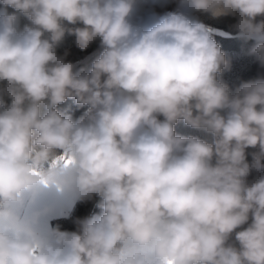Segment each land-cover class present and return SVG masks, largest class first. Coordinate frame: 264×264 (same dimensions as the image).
I'll return each mask as SVG.
<instances>
[{
	"label": "clouds",
	"instance_id": "9594fccd",
	"mask_svg": "<svg viewBox=\"0 0 264 264\" xmlns=\"http://www.w3.org/2000/svg\"><path fill=\"white\" fill-rule=\"evenodd\" d=\"M0 2V264H264V177L246 182L264 171V78L231 92L225 53L188 15L238 14L264 66V0H181L136 22V0ZM66 32L81 51L100 40L90 68L57 55ZM69 99L87 106L75 120L57 107ZM53 188L100 212L48 227Z\"/></svg>",
	"mask_w": 264,
	"mask_h": 264
},
{
	"label": "trees",
	"instance_id": "16d2710c",
	"mask_svg": "<svg viewBox=\"0 0 264 264\" xmlns=\"http://www.w3.org/2000/svg\"><path fill=\"white\" fill-rule=\"evenodd\" d=\"M4 7L2 2H0V9ZM177 10H185L181 6V0H136L131 19L133 22H136L141 17L147 18L152 14L159 16L166 12ZM7 12L9 14L15 13L18 16L19 29L22 30L26 25L31 26V22L13 8L8 7ZM188 15L190 19L203 23L212 30V38L221 46V50L225 53L230 67L224 70L218 78L228 85L231 92L235 93V90L239 88L242 83L264 78V66L259 63L255 55L249 54V50L256 44V41L254 39H243L237 36V30L234 25L237 23L238 14L237 16L227 14L213 16L211 13L207 12H190ZM262 20H264V16H257L254 22L258 23ZM63 24L66 28L83 27L82 23L72 25L64 21ZM49 36V33L44 34V38H49ZM100 51H102V48L99 39L92 42L86 50L81 51L75 46V37L67 34V32L64 39L56 47L57 55L64 56L66 62H72L75 65L74 70H78L81 67H85L86 69L90 68L92 60L95 59ZM2 86L3 85L0 84V87ZM4 99L6 103L11 102L6 96ZM57 107L66 114H70L74 120L79 118L87 109V106L78 108L72 99L65 101ZM221 114L224 115L225 112L222 111ZM158 119L163 120L164 118L163 116H159ZM175 131L178 135L197 136L209 143L212 142L210 134L185 126L182 121L177 123ZM258 151V147H249L245 149L246 160L249 164L252 163V154ZM61 155H63L62 150H53L54 157H60ZM261 163H264V160H262ZM260 177H264V171L258 172L253 169L246 178V182L250 186ZM98 201L99 197H93L91 200L84 201L76 200L68 215L56 217L51 220V228L58 226L61 231H77L75 221L78 218H84L100 212V209L96 207ZM251 219L250 214L249 221L235 231H241L247 228L251 223ZM235 231L231 234L226 243L239 248V243L235 239Z\"/></svg>",
	"mask_w": 264,
	"mask_h": 264
},
{
	"label": "crops",
	"instance_id": "0c3cea01",
	"mask_svg": "<svg viewBox=\"0 0 264 264\" xmlns=\"http://www.w3.org/2000/svg\"><path fill=\"white\" fill-rule=\"evenodd\" d=\"M47 200L52 206V214L45 218L48 227H51L53 218L68 215L76 201L74 197L54 188L47 190Z\"/></svg>",
	"mask_w": 264,
	"mask_h": 264
},
{
	"label": "snow or ice",
	"instance_id": "6c2138e0",
	"mask_svg": "<svg viewBox=\"0 0 264 264\" xmlns=\"http://www.w3.org/2000/svg\"><path fill=\"white\" fill-rule=\"evenodd\" d=\"M60 161H62L65 166L72 163V159L70 157H68L67 155H62V156L58 157L57 162H60ZM169 264H171V262H169Z\"/></svg>",
	"mask_w": 264,
	"mask_h": 264
}]
</instances>
